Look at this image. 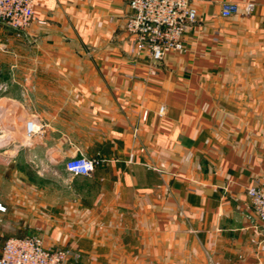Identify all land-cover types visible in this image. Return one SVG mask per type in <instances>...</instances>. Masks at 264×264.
I'll list each match as a JSON object with an SVG mask.
<instances>
[{"label": "crops", "instance_id": "0c3cea01", "mask_svg": "<svg viewBox=\"0 0 264 264\" xmlns=\"http://www.w3.org/2000/svg\"><path fill=\"white\" fill-rule=\"evenodd\" d=\"M0 25V255L38 235L65 264H264V0H195L186 50L132 57L128 0H38ZM164 106L163 113L160 108ZM36 131L27 133V121ZM99 159L71 174L76 155Z\"/></svg>", "mask_w": 264, "mask_h": 264}, {"label": "built area", "instance_id": "2783aa9c", "mask_svg": "<svg viewBox=\"0 0 264 264\" xmlns=\"http://www.w3.org/2000/svg\"><path fill=\"white\" fill-rule=\"evenodd\" d=\"M195 0H128L131 8L126 19L129 33V52L132 57H145L152 61L163 59L171 53L186 50L185 33L198 18ZM38 0H0V25L6 24L23 30L38 19ZM253 1L239 3L223 1L221 14L225 17L237 13L251 14ZM164 106L160 108L163 113ZM27 133L36 131L35 123L27 121ZM99 159L76 155L65 161V169L71 174L92 173ZM251 205L264 222V177L247 188ZM1 208V206H0ZM68 251L52 248L38 235L12 236L6 239L0 255V264H65Z\"/></svg>", "mask_w": 264, "mask_h": 264}, {"label": "rangeland", "instance_id": "374dc122", "mask_svg": "<svg viewBox=\"0 0 264 264\" xmlns=\"http://www.w3.org/2000/svg\"><path fill=\"white\" fill-rule=\"evenodd\" d=\"M0 137H1V125H0Z\"/></svg>", "mask_w": 264, "mask_h": 264}]
</instances>
